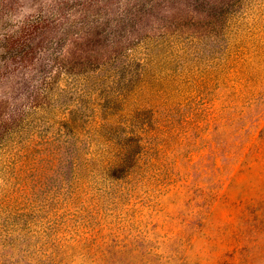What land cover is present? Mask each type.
Wrapping results in <instances>:
<instances>
[{
  "label": "rangeland",
  "instance_id": "obj_1",
  "mask_svg": "<svg viewBox=\"0 0 264 264\" xmlns=\"http://www.w3.org/2000/svg\"><path fill=\"white\" fill-rule=\"evenodd\" d=\"M0 264H264V0H0Z\"/></svg>",
  "mask_w": 264,
  "mask_h": 264
}]
</instances>
